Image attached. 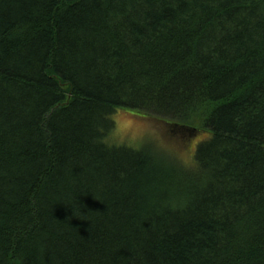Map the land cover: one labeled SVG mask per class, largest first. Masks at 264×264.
<instances>
[{"label": "trees", "instance_id": "obj_1", "mask_svg": "<svg viewBox=\"0 0 264 264\" xmlns=\"http://www.w3.org/2000/svg\"><path fill=\"white\" fill-rule=\"evenodd\" d=\"M0 264H264V0H0Z\"/></svg>", "mask_w": 264, "mask_h": 264}, {"label": "rangeland", "instance_id": "obj_2", "mask_svg": "<svg viewBox=\"0 0 264 264\" xmlns=\"http://www.w3.org/2000/svg\"><path fill=\"white\" fill-rule=\"evenodd\" d=\"M111 119L114 130L108 138L110 144L135 150L145 147L161 150L164 157L171 155L185 166L192 164L197 144L206 138L205 133L196 132L195 129L194 133H180L166 122L125 110H117Z\"/></svg>", "mask_w": 264, "mask_h": 264}, {"label": "water", "instance_id": "obj_3", "mask_svg": "<svg viewBox=\"0 0 264 264\" xmlns=\"http://www.w3.org/2000/svg\"><path fill=\"white\" fill-rule=\"evenodd\" d=\"M172 127L178 129L180 131V133H194L195 130L194 129H187V128H183V127H179V125H173Z\"/></svg>", "mask_w": 264, "mask_h": 264}]
</instances>
